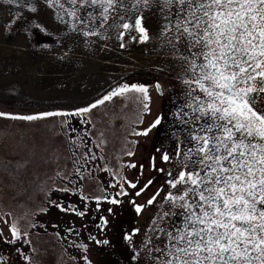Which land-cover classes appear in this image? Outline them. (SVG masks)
I'll return each instance as SVG.
<instances>
[{"label": "snow or ice", "instance_id": "1", "mask_svg": "<svg viewBox=\"0 0 264 264\" xmlns=\"http://www.w3.org/2000/svg\"><path fill=\"white\" fill-rule=\"evenodd\" d=\"M0 3L11 15L4 26L6 32L21 21L22 31L30 32L33 26L47 31L20 11H11L13 8H24L33 14L38 13L41 4L52 9L58 25L57 50L48 44L42 45L41 50L61 60L70 59L76 51L75 42L73 46L64 44L63 38L72 35L88 49L97 41H103L101 47L106 48L113 39L123 49L127 46L126 36L131 42H154L163 58L177 62L174 77L181 86L179 102L170 113L173 124L169 142L156 148L166 166L157 169L156 156L152 157V169L164 177L159 187H153L152 178L141 183L143 164L139 165L141 173L135 180H128L119 169L109 168L103 134L97 138L87 128L84 133L92 138L93 147L73 151L71 170L65 168L55 174L57 181L71 185L59 190L79 194L82 202L95 200L97 208L102 200L122 206L127 199L137 216L145 209H153L139 244L134 236L140 233V228L133 227L130 232L122 229V239L130 250V264H141L142 259L144 264H264V0H0ZM149 14L157 23L154 32L144 23ZM164 69L171 71L161 66L160 70ZM154 87L163 94L159 81ZM132 94H136L142 109L150 113L148 85L114 82L101 99L84 106L28 115L0 111V117L23 121L60 117L63 128L71 117L88 115L89 120L81 119V123L87 124L92 122L90 110L113 97ZM162 120L163 115H158L147 127L133 130V134L147 136ZM72 143L84 145L79 136L72 138ZM125 154L134 155L132 151ZM98 162H104L103 170L111 176L120 177L108 185L114 195L107 188L94 193L86 191L83 184L76 187L93 169L102 170ZM127 166L135 169L137 164L131 162ZM56 186L54 181L53 187ZM149 191L151 195L140 202L139 198ZM46 200L62 207L47 194ZM84 209L78 211L69 204L63 210L76 211L83 217L88 203ZM38 211L47 209L41 207ZM108 212L115 215L112 208ZM99 220L97 231L106 232L108 220L102 215ZM9 230L11 240L5 237L6 243L28 235L16 220ZM67 231L71 233L73 229ZM88 239L97 245L111 243L91 233ZM75 246L84 253L85 264H91L86 255L88 244L80 242ZM23 259L31 262L30 256Z\"/></svg>", "mask_w": 264, "mask_h": 264}, {"label": "rangeland", "instance_id": "2", "mask_svg": "<svg viewBox=\"0 0 264 264\" xmlns=\"http://www.w3.org/2000/svg\"><path fill=\"white\" fill-rule=\"evenodd\" d=\"M11 11H20L25 18L40 23L47 31L34 26L30 32L22 31L21 21L13 25L11 32H6L4 26L11 15L9 9L0 3V111L28 115L71 109L101 99L114 82H140L149 86L150 113L142 109L136 94H132L113 97L111 101L90 110L92 122L87 124L81 123V119L89 120L88 115L71 117L63 128L60 117L36 121L0 117V217L9 224L16 220L28 233L18 242L8 243V247H14L16 243L21 245L17 252L22 260L6 261L14 255L0 248V257L3 258L0 264H24L23 256L31 257V262L26 261L25 264H77L61 252L55 234L46 227L45 218L49 220L51 215L58 214L59 222H62L63 209L71 204L68 198L76 201L75 194L59 190L65 185L63 180H56L55 174L65 168L71 170L72 156L68 158V153L87 151L93 147L92 138L84 133L87 128L97 138H100V133L103 134L109 168L119 169L128 180H135L141 173L139 165L143 164L141 183L152 178L155 180L153 187H159L164 177L152 169V157L156 156L157 169L166 166L159 158L162 153H157L156 148L169 142L170 126L173 124L170 113L179 102L181 86L174 77L177 62L163 58V54L155 49L154 42H131L126 36L127 46L123 49L115 39L106 48L101 47L103 41H97L92 49H88L72 35L63 38L64 44L73 46L75 42L76 51L70 59L61 60L41 50L45 44L57 50L58 25L52 9L41 4L35 14L24 8H13ZM149 15L144 23L150 32H154L157 23ZM161 66H167L171 71L160 70ZM157 81L162 85L163 94H158L154 87ZM158 115H163L161 124L147 136L133 134V130L147 127ZM78 136L84 141L82 147L72 143V138ZM93 150L99 152L98 149ZM127 151H132L134 155H126ZM131 162L137 164L135 169L127 166ZM98 163L104 167V162ZM90 174L92 176H86L81 184L86 191L99 193L104 188L99 176L104 174L95 170ZM119 179L115 176L114 183ZM54 181L56 187H53ZM48 190H52L48 196L62 207L47 202ZM147 195H151V191L139 201L143 202ZM41 207L47 211H38ZM113 212L115 215L108 220L107 231L97 235L98 238L109 239L111 243L92 249L89 254L92 264H130V250L122 239V229L130 232L133 227L140 228V233L134 236L139 244L153 209H145L141 216H137L124 199L123 205H116ZM30 224L36 226L29 227ZM21 247L25 248V252ZM141 264H144L143 259Z\"/></svg>", "mask_w": 264, "mask_h": 264}, {"label": "trees", "instance_id": "3", "mask_svg": "<svg viewBox=\"0 0 264 264\" xmlns=\"http://www.w3.org/2000/svg\"><path fill=\"white\" fill-rule=\"evenodd\" d=\"M100 168L102 169L101 172L104 174V176L103 175L99 176L101 184L104 186V188L108 189L110 195H114L115 193L113 189L108 187L110 183H114V177L111 176L107 170H103L104 167H102V165H100ZM90 176L92 175L90 174ZM73 179H75V177H73ZM63 182L65 186H68L69 188L71 187V185H68L66 181ZM81 183L82 181H80V183L77 184L76 187H79ZM51 191L52 190H48L46 192L48 198H50V195L48 196V194L50 193L52 194ZM68 192L76 195V201L72 202L73 200L72 197L68 199L70 201L69 203L75 205L78 211H85L84 204L88 203V210L86 211V214L83 217H81L77 214L76 211H65V214H62L64 217L62 222H59L60 217H58V214L54 216L51 215V218L49 220L48 218H45V220H47L46 227L48 230H50L51 232L53 231V233L55 234L56 240L60 245L61 252L63 254L65 253L67 257L73 259V261H75L77 264H85V262L82 259L84 253H82L81 249L76 247L75 245L79 244L80 242L88 244V250L86 255L88 256V259L91 261L92 264V259L91 257H89V254L91 253L92 249L94 250L95 247H99V245L95 244L94 242L88 239L89 236L88 233L97 236L101 232V231L100 232L97 231V225L101 223L99 220V216L102 215L106 217L107 220H109L110 217L113 216V214H110L108 212V209L112 208L114 211L116 205H113L110 201L102 200L99 202L100 208H97L96 207L97 202L95 200L91 202H87V201L82 202L79 194L73 193L72 191H68ZM50 200L54 201L53 197L50 198ZM67 207L68 206L64 207V209H66ZM9 225L10 224L6 223L5 219H2L0 217V233H2V235H0V237L2 238L0 242V248H2L4 252L5 251H7L8 253L12 252L11 254L14 255L12 257L11 256L8 257L6 261H14V259L22 260L21 257L18 256V252H17V250L20 248L21 245L19 243H16L14 247H8L9 246L8 243H6L4 240L5 235L7 237L11 236ZM70 228L73 229L71 233L67 231V229ZM86 231L87 234L85 233ZM77 232L79 233V235L76 234ZM20 239L21 237L17 239L15 242H18ZM21 248L24 251L25 248L24 247ZM22 262H24L25 264L26 260L25 261L23 260Z\"/></svg>", "mask_w": 264, "mask_h": 264}, {"label": "flooded vegetation", "instance_id": "4", "mask_svg": "<svg viewBox=\"0 0 264 264\" xmlns=\"http://www.w3.org/2000/svg\"><path fill=\"white\" fill-rule=\"evenodd\" d=\"M71 156H72V153L71 154L68 153V158H71Z\"/></svg>", "mask_w": 264, "mask_h": 264}, {"label": "water", "instance_id": "5", "mask_svg": "<svg viewBox=\"0 0 264 264\" xmlns=\"http://www.w3.org/2000/svg\"><path fill=\"white\" fill-rule=\"evenodd\" d=\"M158 94H160V93H158Z\"/></svg>", "mask_w": 264, "mask_h": 264}]
</instances>
